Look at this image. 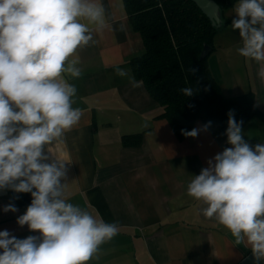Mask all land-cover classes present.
Listing matches in <instances>:
<instances>
[{
  "label": "clouds",
  "instance_id": "clouds-1",
  "mask_svg": "<svg viewBox=\"0 0 264 264\" xmlns=\"http://www.w3.org/2000/svg\"><path fill=\"white\" fill-rule=\"evenodd\" d=\"M105 27L102 0H0V190L31 194L17 223L39 233L19 239L0 231V264H88L119 233L118 223L98 220L70 202L66 162L47 150L83 116L74 107L78 89L71 81L83 74L79 50ZM231 28L242 41L239 55L259 65L257 78L264 82V0H238ZM116 75L128 72L117 69ZM130 83L140 86L134 78ZM181 92L187 97L193 89ZM228 115L231 147L193 176L187 195L202 202L205 218L264 261V143H247L243 122ZM200 130L181 132L195 138Z\"/></svg>",
  "mask_w": 264,
  "mask_h": 264
},
{
  "label": "crops",
  "instance_id": "crops-1",
  "mask_svg": "<svg viewBox=\"0 0 264 264\" xmlns=\"http://www.w3.org/2000/svg\"><path fill=\"white\" fill-rule=\"evenodd\" d=\"M102 3L107 27L79 50L83 74L71 81L78 89L74 107L83 116L62 141L47 146L52 158L66 162L70 202L98 220L119 225L118 235L88 264H242L252 253L250 247L237 245L227 228L201 214L202 202L187 195L193 176L231 147L227 137L215 126L203 130L199 119L189 129H201L197 137L177 135L133 75L129 62L142 55L143 45L123 0ZM237 3L223 11L225 23L214 35L206 61L225 97L253 94L259 114L242 129L245 141L255 146L264 143V82L257 78L259 65L238 53L242 41L231 28ZM117 69L128 76L116 75ZM130 78L140 86L133 87ZM137 134L138 143L122 142L123 136ZM5 191L0 196V231L19 239L39 235L17 223L25 206L3 210L12 195V190Z\"/></svg>",
  "mask_w": 264,
  "mask_h": 264
},
{
  "label": "trees",
  "instance_id": "trees-1",
  "mask_svg": "<svg viewBox=\"0 0 264 264\" xmlns=\"http://www.w3.org/2000/svg\"><path fill=\"white\" fill-rule=\"evenodd\" d=\"M223 11L238 0H214ZM127 19L142 41L143 53L130 60L135 79L142 82L150 97L162 108L165 117L179 136L189 131L195 120L211 122L226 136L229 112L242 128L259 114L251 92L225 97L211 75L207 57L200 59L204 45L213 49V38L222 27H214L191 0H123ZM191 87L185 96L181 89ZM139 134L123 136L122 142H139ZM227 137V136H226ZM9 204L30 205V193L10 195Z\"/></svg>",
  "mask_w": 264,
  "mask_h": 264
},
{
  "label": "water",
  "instance_id": "water-1",
  "mask_svg": "<svg viewBox=\"0 0 264 264\" xmlns=\"http://www.w3.org/2000/svg\"><path fill=\"white\" fill-rule=\"evenodd\" d=\"M197 8L208 18L211 25L214 27H220L222 20L220 16V11L218 5L214 0H191ZM211 48L208 45H204L200 52V59H204L209 54ZM5 190H0V196L6 195ZM12 195H15L16 192L11 191ZM242 264H262L261 261L257 262L252 253L248 254L242 261Z\"/></svg>",
  "mask_w": 264,
  "mask_h": 264
}]
</instances>
